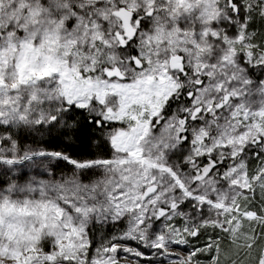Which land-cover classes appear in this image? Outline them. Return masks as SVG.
Returning a JSON list of instances; mask_svg holds the SVG:
<instances>
[{
    "label": "snow or ice",
    "instance_id": "snow-or-ice-1",
    "mask_svg": "<svg viewBox=\"0 0 264 264\" xmlns=\"http://www.w3.org/2000/svg\"><path fill=\"white\" fill-rule=\"evenodd\" d=\"M0 264H264V0H0Z\"/></svg>",
    "mask_w": 264,
    "mask_h": 264
}]
</instances>
